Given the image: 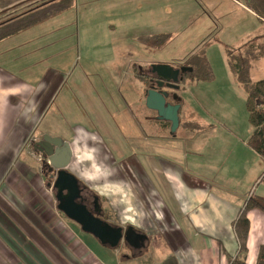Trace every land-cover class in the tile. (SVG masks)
Returning <instances> with one entry per match:
<instances>
[{"label":"rangeland","instance_id":"rangeland-1","mask_svg":"<svg viewBox=\"0 0 264 264\" xmlns=\"http://www.w3.org/2000/svg\"><path fill=\"white\" fill-rule=\"evenodd\" d=\"M42 1L22 0L13 9H0V21L14 17ZM70 7L59 16L18 36L19 40L13 42L14 45L0 46V55L10 54L12 51L38 56L54 55L48 64L55 67L63 62V70L68 72L59 87L54 88L50 109L41 120V126L50 124L48 134L66 139L73 147L72 162L67 171L87 189L92 195L89 194L90 197L99 198L112 224L126 229L130 225L125 222L124 204L128 202V196H131L129 187L132 184L125 174V167L128 166V171H131L129 175L135 180L133 188L147 193L150 186L154 183L156 188L157 182L162 178L158 174L140 173V166L149 164V159L156 166L164 165V160L178 164L182 161L184 166L199 167L197 171L204 173L203 169L208 165L206 160L186 163L179 153L184 147H193L196 141L194 137L197 135L195 130L182 128L183 121L200 114L202 122L213 119L217 125L213 131L216 134H227L230 129L232 135L247 137L252 131L245 110L246 95L228 69L224 54L227 45L209 41L208 36L206 37L220 32L212 21L225 26L232 21V17L218 15L220 11L226 10V5L219 0H73ZM208 10L214 14L211 21L206 19L208 14H204ZM157 34H172L173 37L162 48L140 40L143 36ZM205 42L211 44L206 51L216 81L200 84L209 90L208 97L203 96L201 99H196L187 92L186 89L191 85L188 81L181 84L176 94L182 104V122L179 118V127L174 133L168 130L169 124H166L165 129L153 124L156 115L145 107L144 88L140 84L134 82L127 85V107L117 95L115 87L109 85V74L112 73L109 70L118 66L126 67L127 63H120L121 56H133L150 62L143 66V75L149 73L150 66L154 64H184L191 55L205 48L202 46ZM230 48H234V54L238 53V47ZM135 65L137 74L138 64ZM251 79L253 82L264 80V59L253 64ZM124 93L126 91L122 94ZM139 95L142 98L140 104L136 105L135 100ZM148 122L149 129L146 128ZM36 130L35 128L22 151L15 150L13 157L7 156L4 151L0 153V167L5 172L1 179L5 186L0 187V231L25 229L26 225L45 227V222L34 219L35 214L39 213L41 216L51 215L56 233L70 248L79 250V260L74 261L80 264H150L164 255H170L163 238H158L155 231L151 233L148 247L143 242L140 249L133 250L122 241L117 248L111 249L102 246L91 235L83 233L77 224L60 213L52 185L48 186V179L43 180L40 156L26 150L34 139L43 134L42 131L35 133ZM205 140L198 145L208 147L210 142ZM217 141L222 150H225L221 153L227 161V148L232 147L230 144L233 142ZM217 141L212 143L217 145ZM200 150L205 156L209 151L203 147ZM142 153H148V156L145 158ZM221 158L219 155L213 159L221 163ZM229 159L237 163L238 170L233 175L221 176L229 178L231 190L236 193L232 202H237L241 209L249 195L264 196V183H258L264 172V162L256 154L242 151H239L237 158ZM147 177H150L151 185ZM214 192L225 197L227 191L215 189ZM31 194L34 196L33 201L36 203L37 200L40 204L37 213L29 212L14 199L20 197L31 203ZM139 198L142 201L140 196ZM2 200L7 202L3 204ZM19 208L21 212L18 211ZM134 229L143 232L140 228ZM43 239L45 238L39 234L37 239L32 240H36L37 246H43ZM150 254L153 255V260L149 259ZM45 257L48 260L54 258L55 263L63 262V256L53 253L42 254L41 262L46 260Z\"/></svg>","mask_w":264,"mask_h":264},{"label":"crops","instance_id":"crops-1","mask_svg":"<svg viewBox=\"0 0 264 264\" xmlns=\"http://www.w3.org/2000/svg\"><path fill=\"white\" fill-rule=\"evenodd\" d=\"M219 1L226 5V10H224V12L220 11L219 14H217L220 17L231 16L232 21L225 26L222 24L217 25L216 22L212 21L211 23H214L220 32L216 35H206L209 41H217L219 44L227 45V47L239 48L261 34L264 29V21H260L259 18L247 8L248 0ZM210 10L204 11V14H208L206 19L211 21V17H213L214 14L209 12ZM48 20L1 41L0 46L12 44L13 42L16 43L19 40L17 38L18 36L36 26L48 22ZM159 35L166 34L152 36ZM168 35H170L169 40H171L173 35ZM202 46H205L206 51V49H210L211 44L210 42H205L202 43ZM14 49L16 48H13V50ZM207 53L206 51L208 61L212 67ZM224 54L226 55V53ZM53 56H38L35 54L16 53V51H12L10 54L5 53L0 55V153L4 151L7 156L13 157L12 155H15V150H18V152L22 151L24 144L29 140L35 128L37 129L35 133L42 131L43 134H48L47 131L50 124L42 127L41 120L43 121V118L50 109L54 88L59 87L68 72V70H63V62H60V64L55 67L48 64L51 62ZM40 63L43 64L41 65ZM120 63H123V65L127 63L126 67L118 66L111 69V71L109 70V72H112L109 74V78L111 79L109 85L115 87L117 95H119V98L127 107L128 104L125 102V94H128L127 85H132L135 82L140 84L143 89L142 78H140L142 77L141 71L143 66L150 62L135 59L133 56H129L128 58L121 56ZM135 64H138L137 74L135 71ZM173 65H178V62ZM229 72L234 78L230 70ZM215 81L216 75L214 72V80L212 82ZM189 83L191 84L189 86L190 90H188V87H186L188 88L186 90L192 97L196 99H201L203 96L205 98L208 97L209 90L200 85L205 83ZM107 87L108 86H106V88ZM123 91H126L124 95L122 94ZM141 98L140 95L136 97V105H138ZM143 103H145V97ZM180 105L182 109V104ZM196 115V118L193 117L183 122L180 118L182 128L195 130V132H197L195 134L197 135L194 137L196 141L193 147L190 149H188V147H182L183 149L180 150L179 153L186 163L206 160L208 165L203 169L204 173L198 172L199 167L184 166L182 161L178 164L176 162L173 163L164 160V165L160 164L159 166L158 164L156 166L155 163L151 164V160L149 159V164L147 163L145 166H140V173L142 175H146L147 173L158 174L161 175L162 178L159 183L157 182L155 188V185H153L154 183L151 185L152 182L150 181V177H147L146 179L149 180V184L151 185L147 193L145 190L140 191L133 188L132 185L135 183V180L133 176L129 175L131 171H128L130 170L128 166L125 167V174L132 184L131 187H129L131 196H128V202L124 204L126 211L125 222L131 227L140 228L143 231L141 234L146 237L144 243H147V247L150 244L152 232L155 231L158 238H163L164 246L168 248V254L170 255H164L160 257L158 261H152V264H230L236 258L243 260L247 264H254L258 249L264 244V213H258L256 210L248 212L249 233L247 251L241 252L233 229V222L237 219L239 211L242 208H239L237 202L236 204L232 202V199H235L234 195L236 193L231 190L229 178L221 176L224 174L233 175V173L235 174L238 170L237 163L234 160L229 161V157L237 158L239 151L256 154L247 145L250 134L247 137H241L235 134L232 135L233 132L230 129H228L227 134H216L213 131L217 125L213 119H209L205 123L202 122L200 114ZM148 126L149 122L146 126V128L149 129ZM62 139L67 141L64 138ZM190 140H193V138ZM204 140L205 142H210L208 147L201 145ZM217 140H232L233 142L230 144L232 147L228 146L227 148L229 150L227 161L225 160V156H222L223 153H221L225 152V150H222V146H219ZM14 141L15 144H13ZM213 141H217V145L216 143H212ZM199 143L201 144L198 145ZM147 146L149 147V145ZM28 147L29 145L26 148L27 152L29 149ZM70 147L73 157V147L71 145ZM202 147L204 149H209L206 156L201 153L200 149ZM142 154H144L145 158L148 156V153ZM219 155L222 158L220 161L221 163L218 162V164L217 160L213 158ZM256 156L258 155L256 154ZM4 173V168L0 167V187L5 186L1 181ZM144 181L145 179H143V182ZM143 185L146 186V183ZM215 189L223 192L227 191L226 196H218V194L214 192ZM136 193L141 197L142 201H140L139 196L136 197ZM251 195H249V197ZM29 197L33 205H31L30 201L27 203L21 200L20 197L14 199L25 209H28L29 212L33 211L37 213L40 204L37 200L36 203L33 201V194ZM2 201L3 204L7 202L4 200ZM121 209L119 211H121ZM18 211L21 212L20 208ZM0 217H2L1 213ZM34 219L37 222L38 220L45 222L43 224L47 229L40 225H35L34 227L26 225L25 229L15 228L11 232H5L4 230L0 231V264H80L74 261V259L79 260V250L70 248L63 238L56 233L52 226L51 215L41 216L37 213ZM23 221L26 220L23 218ZM29 221L32 220L30 219ZM9 234L10 236H8ZM39 234L41 237L45 238L43 239V246H37V244H35L36 240H32L37 239ZM145 251L146 255H148L147 250ZM50 253L63 256V262L55 263L54 258L48 260L46 257V260L44 259L45 261L41 262V255ZM152 258L153 255L150 254L149 259L153 260ZM82 264H84V262H82Z\"/></svg>","mask_w":264,"mask_h":264},{"label":"trees","instance_id":"trees-1","mask_svg":"<svg viewBox=\"0 0 264 264\" xmlns=\"http://www.w3.org/2000/svg\"><path fill=\"white\" fill-rule=\"evenodd\" d=\"M21 1L0 0V9H13L14 5ZM72 3L73 0H43L38 5L26 9L14 17L0 21V42L57 16L70 8ZM247 8L260 21H264V0H248ZM169 38L170 35H159L142 37L140 40L158 48L164 46ZM233 49L226 47L225 53L229 70L246 95L245 110L248 124L252 129L247 145L264 162V80L253 82L251 79L253 64L264 58V29L260 35L236 49L237 54H234ZM183 65L192 69L190 73L184 75L183 83L187 81L208 83L214 80V72L208 61L205 48L190 56ZM259 182L264 183V172L260 176ZM254 210L264 213V197L251 195L233 222V229L241 252L247 251L249 233L247 214ZM230 264L247 263L236 258ZM254 264H264V244L259 247Z\"/></svg>","mask_w":264,"mask_h":264},{"label":"water","instance_id":"water-1","mask_svg":"<svg viewBox=\"0 0 264 264\" xmlns=\"http://www.w3.org/2000/svg\"><path fill=\"white\" fill-rule=\"evenodd\" d=\"M151 71L161 82L167 83L169 88L178 90L183 76L190 73L192 69L189 67L174 69L171 65L154 64L151 66ZM145 107L155 112L159 120L169 122L172 133L179 127L181 105L179 103L168 104L165 94L155 90L147 91ZM42 141L44 143L40 144L46 149L50 171L57 173L52 185V189L55 191L57 210L68 220L77 224L83 233L95 238L102 246L115 249L123 241L133 249H140L142 242L146 239L144 235L138 233L131 226L126 229L112 227L89 212L83 204L77 203V200L81 198V189L77 178L67 171L72 160L69 143L61 137H51L48 134L43 135Z\"/></svg>","mask_w":264,"mask_h":264},{"label":"flooded vegetation","instance_id":"flooded-vegetation-1","mask_svg":"<svg viewBox=\"0 0 264 264\" xmlns=\"http://www.w3.org/2000/svg\"><path fill=\"white\" fill-rule=\"evenodd\" d=\"M151 66H150L149 73L143 74L141 77L142 83L144 86V96H145V93L147 91L155 90L158 93L166 95V102L168 104H170V105H176L178 103L180 104V99L176 93L184 81V76H183V81H181L179 84L178 90H173V89L168 87L167 83L161 82L157 78L156 74H154L151 71ZM171 66L174 69H180L181 67H187V66H184L183 64L171 65ZM155 115L156 116H155L154 120L152 121L154 125H156L158 128L164 129L166 124H169V129H170V123L169 122L159 120L156 113H155ZM43 135L44 134H42L38 140L32 141V144H30L28 148H29V150H31L32 152H34L40 156V162L42 164V173H43V178H44L43 180L48 179L47 184H48V186H50V185H53V182H54V179L56 178L57 173H56V171H50V168L47 164L48 157L46 155V149L44 148L43 145L41 146V144H40V143H44L42 141ZM51 137H57V136H51ZM71 162H72V160H71ZM79 187L81 189V198L79 200H77V203L83 204L87 208V210H89V212H91L93 215H95L97 218H99L102 222L107 223L112 227H116L114 224H112V222L109 220L108 216L106 215L107 213H105L104 209L102 208V206L99 202V198L98 197L97 198L90 197L91 194L88 193L87 189L85 187H82L80 183H79ZM142 245H143V242H142ZM142 245H141V247H142ZM129 248H131V247H129ZM131 249H133V248H131ZM133 250H138V249H133Z\"/></svg>","mask_w":264,"mask_h":264}]
</instances>
